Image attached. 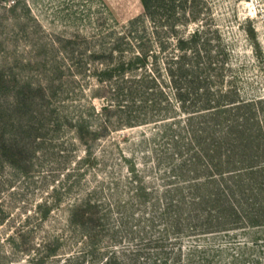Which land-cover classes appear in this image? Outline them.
<instances>
[{"label": "rangeland", "instance_id": "374dc122", "mask_svg": "<svg viewBox=\"0 0 264 264\" xmlns=\"http://www.w3.org/2000/svg\"><path fill=\"white\" fill-rule=\"evenodd\" d=\"M0 0V264H264V0Z\"/></svg>", "mask_w": 264, "mask_h": 264}, {"label": "trees", "instance_id": "16d2710c", "mask_svg": "<svg viewBox=\"0 0 264 264\" xmlns=\"http://www.w3.org/2000/svg\"><path fill=\"white\" fill-rule=\"evenodd\" d=\"M141 2L144 4V1L143 0H141Z\"/></svg>", "mask_w": 264, "mask_h": 264}]
</instances>
